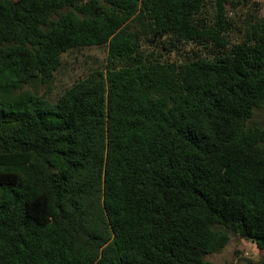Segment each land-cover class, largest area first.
Instances as JSON below:
<instances>
[{
    "label": "trees",
    "instance_id": "obj_1",
    "mask_svg": "<svg viewBox=\"0 0 264 264\" xmlns=\"http://www.w3.org/2000/svg\"><path fill=\"white\" fill-rule=\"evenodd\" d=\"M208 1L0 0V264H215L232 235L264 254V21L227 53ZM145 37L217 53L162 62ZM92 47L105 67L57 100L20 93Z\"/></svg>",
    "mask_w": 264,
    "mask_h": 264
},
{
    "label": "rangeland",
    "instance_id": "obj_2",
    "mask_svg": "<svg viewBox=\"0 0 264 264\" xmlns=\"http://www.w3.org/2000/svg\"><path fill=\"white\" fill-rule=\"evenodd\" d=\"M216 5L217 0H209L199 15L212 27L218 14ZM223 5L229 41L227 53H231L237 47L252 51L256 41L254 28L264 21V0H223ZM141 50L152 59L175 63L188 62L198 56L215 58L217 53V49L212 45L179 43L175 46L170 42L161 44L146 37L142 40ZM107 58V47H92L67 53L63 56L61 68L54 74L49 84L35 81L25 85L19 92L36 93L44 95L51 101L57 100L66 89L86 78L91 71L103 69ZM253 121L264 125V107L255 112ZM263 255L252 242L232 235L222 252L208 255L206 260L215 264H261Z\"/></svg>",
    "mask_w": 264,
    "mask_h": 264
}]
</instances>
